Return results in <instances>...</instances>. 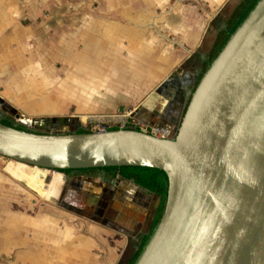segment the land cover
Returning a JSON list of instances; mask_svg holds the SVG:
<instances>
[{"label": "rangeland", "instance_id": "374dc122", "mask_svg": "<svg viewBox=\"0 0 264 264\" xmlns=\"http://www.w3.org/2000/svg\"><path fill=\"white\" fill-rule=\"evenodd\" d=\"M239 1L0 0V118H9L31 131L65 133L73 132L78 124L95 131L93 121H119L132 114V104L124 100L131 91L152 92L168 75L179 69L189 70V64L173 62L162 76L143 86V76L152 71L144 68L137 56L128 54L141 51V45L129 50L117 46L115 51L124 52L129 60L109 64L110 68L100 69L95 63L83 61L82 53L96 40L95 31L162 29L172 35V42H180L181 36L205 42L223 27ZM123 40L127 45V39ZM201 42L192 56L198 60L208 53ZM175 50L178 53L182 47L177 44ZM111 106V113L97 112ZM14 110L37 119L38 125L22 124ZM3 163L8 162L0 158V264H127L137 248L140 229H135L136 223L132 227L127 221L115 220L118 227L132 232L128 239L108 232L100 222L93 230L89 215L74 213L58 200L62 191L77 187L76 178L67 181L62 174L35 168L19 170L14 165L7 166L6 172ZM1 170L7 175L1 176ZM47 175L53 177L48 184ZM132 200V209L140 203L150 204L151 208L157 203L154 196L137 195L133 200L136 204ZM151 208L145 211L147 220ZM60 227L72 233L73 241L91 242L90 256L65 254L54 242L58 233L53 230ZM4 236L11 240L1 241ZM21 236L24 251L35 249L33 258L20 256V246H14ZM38 240H48L56 251L44 258L38 246L28 245ZM7 243L11 245L4 246Z\"/></svg>", "mask_w": 264, "mask_h": 264}, {"label": "water", "instance_id": "95a60500", "mask_svg": "<svg viewBox=\"0 0 264 264\" xmlns=\"http://www.w3.org/2000/svg\"><path fill=\"white\" fill-rule=\"evenodd\" d=\"M175 77L153 98L176 92ZM182 92L175 103L181 115L170 134L159 135L163 121L150 133H78L79 124L68 133L23 131L0 122V156L47 171L160 169L169 181L165 210L136 264H264V0L194 93L185 86ZM13 112L22 124L38 125Z\"/></svg>", "mask_w": 264, "mask_h": 264}, {"label": "crops", "instance_id": "0c3cea01", "mask_svg": "<svg viewBox=\"0 0 264 264\" xmlns=\"http://www.w3.org/2000/svg\"><path fill=\"white\" fill-rule=\"evenodd\" d=\"M240 2L241 1L236 3L235 8L240 4ZM234 9L231 11L229 17L232 15ZM165 20L166 19H163V18L160 19V21H165ZM95 34H96L95 42H91V43L88 41L85 42L88 44L90 43L86 47L87 52L82 53V54H85V57L83 58V61H85V63L89 65H91L92 63H95L97 65V68H100V69L110 68L109 64L112 65V63L114 62H122L124 60H129V57H127L124 52L122 53V51H119V52L115 51L117 46L118 47L122 46L125 49L129 50L132 47L140 48L137 46L141 45L142 47L141 51L137 50L138 51L137 53L136 51L132 53L129 51L128 54L130 56H137V58L140 61H142V63L144 64V68H147L152 71L151 73L149 72L148 74L143 76V79H142L144 81V83L142 84L143 86L150 84L149 83L150 80H156L160 76H162L164 74V70L170 69L172 67L173 62L177 64H183L186 62L189 64V70L182 71L181 69H179L177 72H175L177 74V77H175L174 79L175 82L172 83L173 88L174 87L178 88L180 89V92H182L183 86H185L186 90H189L191 86L193 85L197 71L200 68V64L197 66L196 63L198 61L200 62V60L192 56L196 52V49H195L197 48L196 46H198L199 43L201 42L200 39L181 36L180 42H176V41L172 42L173 40V37H171L172 35L162 29H158V30L155 29V31H150L147 29L146 30L145 29L144 30H137V29L129 30L128 29L126 31H121L119 29L118 30L117 29L96 30ZM216 35H214L213 37L207 38L205 42H201V46H204V45L205 47L207 46L208 53L210 52L213 46ZM88 38H92V37L89 36ZM123 39H127V45L125 46H124L125 41ZM177 44L182 47V50L178 51V53L175 50V45ZM187 44H188V47H186ZM118 49H121V48H118ZM208 53L205 55V57L208 55ZM205 57L203 56L201 57V59H204ZM173 74H170L167 77H165V79L160 83V85L156 89H154L152 92L147 91V92L141 93L143 89L141 90L138 89L137 91L133 90L131 91L129 96L127 95L124 98V100H127L129 103L132 104L131 111L132 113H135V119L141 122L146 127L152 128L151 125L160 124L161 121L164 122L163 124H160L162 126L157 127V129L159 130L158 131L159 135H167L168 133L170 134L174 130L176 123H178L179 117L181 115V108H177L175 104L179 100L178 98H176L177 95L176 97L170 95L169 98H167V97L160 96L157 94L158 96H156V98H153V96L157 93L159 87ZM182 94L185 95V92H182ZM102 106L103 107L106 106L107 108H109L108 105L103 104ZM111 107L112 109L105 108L107 110L105 111L100 110L97 112L102 113V114L111 113L113 112L114 106H111ZM0 158H2L3 161L8 162L7 164L3 163L4 164L3 170L6 172L8 171L7 166L9 165H14L15 167H18L19 170L33 168L25 164L15 162L10 159H6L1 156ZM4 171H3L4 174L2 173L1 176L7 175V173H5ZM95 184L96 183H94L93 185L95 186ZM126 184L129 185L130 188L126 187L127 186ZM97 190H99V192H101L102 194L104 192H107V190L109 193H112L114 190H116L117 195L120 197L119 200L122 201L124 205L129 206L128 205L129 200L135 198L136 187L130 183L120 181L116 185H113L111 187V190H109V187L107 186H100V185H98ZM91 223L93 225L90 224L91 225L90 228L95 230L97 228L96 226H98L97 224L98 222L92 221ZM103 227L107 229L108 232L117 233L115 231H112L108 227H105V226ZM61 230L63 231L61 232ZM53 231L58 233V238H57L58 240L54 242L58 243L59 246H62V250L63 252H65V254H69L70 256H73V257H80V256L83 257V255L90 256L91 253L89 252L91 250L90 248L92 247L91 242H84L83 240L73 241V239L75 238L72 237V233L67 232L65 228L63 227L54 229ZM22 236L20 240L16 238V241L14 242L15 244L14 246L16 247L20 246L19 247L20 256L27 255L28 257L33 258L36 251L34 248H31L27 252L24 251V243H23ZM124 238L126 239V237ZM7 240H11V239L6 236H4V238L1 237V241L4 242ZM19 241H20V244H19ZM11 243H7L4 246L9 247ZM28 245L38 246L39 253L42 252L44 258H46L51 253H54L56 251L55 249L52 250L50 248L48 240L46 241L38 240V242H31V243H28ZM111 245L113 246L115 244L111 243ZM22 259L23 258H21V261Z\"/></svg>", "mask_w": 264, "mask_h": 264}, {"label": "flooded vegetation", "instance_id": "af4514ba", "mask_svg": "<svg viewBox=\"0 0 264 264\" xmlns=\"http://www.w3.org/2000/svg\"><path fill=\"white\" fill-rule=\"evenodd\" d=\"M205 58L200 59L199 62L200 66L202 61L205 60ZM198 75H199V70L197 71V74L194 79V83L191 86L190 90H192V87L197 81ZM180 95L183 94L182 92H180V89L178 88H176V92H173V95L171 94V96H174L178 99L180 98ZM1 119L3 118H0V120ZM75 130L76 129H74V131ZM49 171L52 172L53 170H49ZM56 174L64 175L67 178V181H71L73 178H76L79 181L76 185L77 186L76 188L65 189L59 195L60 197L58 196L59 198L58 200L61 203L64 201L67 209H69L70 211H73L74 213L77 214L85 212V214L89 215L91 219H93V221L102 223L103 226L108 227L112 231L119 233L120 235L126 237V239L131 238L132 232H130V230L128 229H123L118 227L115 223V220H121L123 222L127 221L129 224H131L132 227L136 223V228L135 227L134 228L140 229V231L138 232L139 237L136 241L137 247L142 242L143 238L150 234L155 216L157 214V211L161 203V201L158 202L159 196L145 192V190H143L145 188L143 189L136 188L135 196L139 195L141 196V198H147V197L150 198L154 196L157 198V203L154 205L153 208H151L150 204L144 205L143 203H140V205H137V207L134 208L133 210L129 206L124 205L123 202L119 200L120 197L117 195L116 190H114L112 193H109L107 190V192H104L102 194L93 185L94 183H96L95 185L107 186L109 187V190H111V187L113 185H116L118 182H120L118 180L119 176H116L115 178L111 177V175L107 174L104 170H98L95 173H86L83 172V170H71V172L69 173H62L60 171H57ZM51 180H53V177ZM115 180L117 181V183L113 184V181ZM83 198L85 202L82 201ZM133 200L131 202L135 203V201ZM129 203L128 205H131ZM150 208H151V216L150 219L147 220L146 212L149 211Z\"/></svg>", "mask_w": 264, "mask_h": 264}, {"label": "trees", "instance_id": "16d2710c", "mask_svg": "<svg viewBox=\"0 0 264 264\" xmlns=\"http://www.w3.org/2000/svg\"><path fill=\"white\" fill-rule=\"evenodd\" d=\"M259 1L260 0H242L240 4L234 9L229 19L225 22V27L224 28L221 27L218 30V33L216 35L215 41L213 43V46L210 52L206 56L205 60L202 61L201 63L197 81L195 82L191 90L192 94L198 87L205 73L210 69V67L215 62V60L218 58V56L220 55L224 47L227 45V43L229 42L233 34L238 30V28L246 20V18L253 11V9L255 8V6L258 4ZM190 100H191V97H189L187 104L185 105L183 109V115L186 112V109L189 105ZM0 122L9 127H15L18 130L31 131V130H28L23 125H16L14 121L9 118H3L0 120ZM117 129L118 128H112L111 130H117ZM126 129L144 131L147 133L151 132V128L141 129L135 126H129ZM77 132L78 133H88V132H94V131L80 128ZM98 170H104L107 174L111 175V177H114V178L116 176H121L126 180H129V181L132 180L136 185L141 186L142 188L148 189L152 194L161 197V203L157 211V214L155 216L150 234L143 238L142 242L138 245L135 252L132 254V256L127 262V264H136L141 254L143 253L146 245L148 244L149 240L153 236L156 228L158 227V224L164 213L166 201L168 197V190H169L168 176L164 171L160 169L146 168V167H108L104 169H88V170H83V172L95 173ZM60 172L69 173L71 172V170H64Z\"/></svg>", "mask_w": 264, "mask_h": 264}, {"label": "built area", "instance_id": "2783aa9c", "mask_svg": "<svg viewBox=\"0 0 264 264\" xmlns=\"http://www.w3.org/2000/svg\"><path fill=\"white\" fill-rule=\"evenodd\" d=\"M124 118H127V119H124ZM118 120L119 121H116V120L93 121L91 123V127L96 128L94 132H104L107 130H111L112 128L126 129L128 126H135L141 129L148 128L145 125H143L141 122L136 120L135 118H132L131 115L122 117ZM52 173H57V171H52Z\"/></svg>", "mask_w": 264, "mask_h": 264}, {"label": "bare ground", "instance_id": "6f19581e", "mask_svg": "<svg viewBox=\"0 0 264 264\" xmlns=\"http://www.w3.org/2000/svg\"><path fill=\"white\" fill-rule=\"evenodd\" d=\"M33 168H35V167H33ZM35 169H38V168H35ZM39 170H42V169H39ZM43 171H47V170H43ZM49 172V171H48ZM47 176H51V175H47ZM47 176H46V178H47ZM52 177V176H51ZM127 185V184H126ZM126 187H128V188H130V186L129 185H127Z\"/></svg>", "mask_w": 264, "mask_h": 264}]
</instances>
